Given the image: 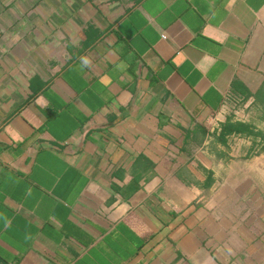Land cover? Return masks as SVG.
<instances>
[{
	"label": "crops",
	"instance_id": "obj_1",
	"mask_svg": "<svg viewBox=\"0 0 264 264\" xmlns=\"http://www.w3.org/2000/svg\"><path fill=\"white\" fill-rule=\"evenodd\" d=\"M0 264H264V0H0Z\"/></svg>",
	"mask_w": 264,
	"mask_h": 264
},
{
	"label": "clouds",
	"instance_id": "obj_2",
	"mask_svg": "<svg viewBox=\"0 0 264 264\" xmlns=\"http://www.w3.org/2000/svg\"><path fill=\"white\" fill-rule=\"evenodd\" d=\"M80 62H81L80 66L83 69V68H86L89 65L90 59L88 57H86V56H81L80 57Z\"/></svg>",
	"mask_w": 264,
	"mask_h": 264
},
{
	"label": "trees",
	"instance_id": "obj_3",
	"mask_svg": "<svg viewBox=\"0 0 264 264\" xmlns=\"http://www.w3.org/2000/svg\"><path fill=\"white\" fill-rule=\"evenodd\" d=\"M233 130V129H232ZM232 130H230V131H232Z\"/></svg>",
	"mask_w": 264,
	"mask_h": 264
}]
</instances>
